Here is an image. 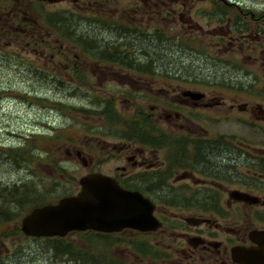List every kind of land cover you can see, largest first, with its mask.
<instances>
[{
	"label": "flooded vegetation",
	"instance_id": "obj_1",
	"mask_svg": "<svg viewBox=\"0 0 264 264\" xmlns=\"http://www.w3.org/2000/svg\"><path fill=\"white\" fill-rule=\"evenodd\" d=\"M13 36L64 41L39 52L91 56L101 84L152 102L140 120L107 123L106 135L121 139L99 137L104 160L118 163L111 172L92 171L95 159L76 154L86 175L150 199L161 227L46 239L127 244L117 260L107 256L113 264H264V0H0V44ZM224 61L227 72L207 78L205 66Z\"/></svg>",
	"mask_w": 264,
	"mask_h": 264
},
{
	"label": "rangeland",
	"instance_id": "obj_2",
	"mask_svg": "<svg viewBox=\"0 0 264 264\" xmlns=\"http://www.w3.org/2000/svg\"><path fill=\"white\" fill-rule=\"evenodd\" d=\"M9 41L12 46L6 47ZM44 43L47 45L43 46L40 40L13 36L0 44V93L3 94L0 100V188L30 185L46 198H37L38 204L56 202L78 191L80 178L90 169L82 166L77 151H85L97 163L106 162L103 167L94 164L90 167L92 171L102 168L111 172L118 164L104 160L109 154L100 138L114 142L121 139L114 136L115 133L106 135L108 128H114L108 127L110 121L103 114V102L113 104L121 122L140 120L139 111H149L152 103L145 92L141 97L137 90L119 83L101 84L90 72L91 56L79 55V51L75 55L69 51L67 55H64L66 52L44 55L39 52L43 47L58 49L65 42L45 40ZM174 55L172 59L185 61L178 51ZM224 63L207 64L203 72L209 79L216 78L227 72ZM132 94L136 96L131 97ZM126 99L131 101L125 102ZM20 147H25L28 153L23 161L9 156L10 150ZM33 207H27L23 216ZM6 229V226L0 227V264H68L64 257L56 255L52 249L56 244L51 240L19 234L1 238L7 233ZM87 236V241L92 239ZM68 239L83 240L78 247H89L83 234ZM94 244L104 246L102 242ZM126 245L112 246L110 252L106 250V255L118 258Z\"/></svg>",
	"mask_w": 264,
	"mask_h": 264
},
{
	"label": "water",
	"instance_id": "obj_3",
	"mask_svg": "<svg viewBox=\"0 0 264 264\" xmlns=\"http://www.w3.org/2000/svg\"><path fill=\"white\" fill-rule=\"evenodd\" d=\"M80 191L56 203L34 207L21 220L27 237H64L74 231L104 233L134 229L154 231L162 223L155 204L137 191L126 190L100 172L80 178Z\"/></svg>",
	"mask_w": 264,
	"mask_h": 264
},
{
	"label": "trees",
	"instance_id": "obj_4",
	"mask_svg": "<svg viewBox=\"0 0 264 264\" xmlns=\"http://www.w3.org/2000/svg\"><path fill=\"white\" fill-rule=\"evenodd\" d=\"M3 98V94L0 93V100ZM113 105V104H112ZM109 102L102 103L103 114L108 116L110 122L117 121L119 116L115 114L114 108ZM121 120V119H120ZM112 125V124H111ZM114 128V126H112ZM10 157L17 159L18 161L25 160V156L28 155L27 149L20 147L15 150H10ZM39 191L35 188L30 187V185H13L10 187L0 188V227L6 226V234H2L1 238L4 236H11L12 234H19L26 237L21 230V220L24 217L23 212L27 207L31 206H42L46 203L44 201L41 204L36 202L37 198L42 197ZM46 199V198H45ZM34 208V207H33ZM85 235V236H84ZM87 234H83V239L87 241ZM92 239L88 241L102 242V238L90 236ZM28 238V237H26ZM52 242V241H51ZM53 243V242H52ZM94 243V242H93ZM103 243V242H102ZM52 249L55 250L56 255H59L60 258H65L66 261L70 262L73 260L75 264H113L112 262L108 263L106 250L109 251V247L95 245L80 248V247H68L66 245L56 246ZM65 251V252H64ZM70 256V257H69ZM72 264V263H71Z\"/></svg>",
	"mask_w": 264,
	"mask_h": 264
},
{
	"label": "bare ground",
	"instance_id": "obj_5",
	"mask_svg": "<svg viewBox=\"0 0 264 264\" xmlns=\"http://www.w3.org/2000/svg\"><path fill=\"white\" fill-rule=\"evenodd\" d=\"M55 24V23H54ZM156 43V42H155ZM106 49H108V48H106ZM79 184H80V180H79ZM80 188H81V185H80ZM65 252V251H64ZM70 257V256H69Z\"/></svg>",
	"mask_w": 264,
	"mask_h": 264
}]
</instances>
